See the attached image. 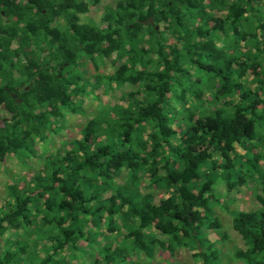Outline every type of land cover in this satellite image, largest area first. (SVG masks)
<instances>
[{"label":"trees","instance_id":"obj_1","mask_svg":"<svg viewBox=\"0 0 264 264\" xmlns=\"http://www.w3.org/2000/svg\"><path fill=\"white\" fill-rule=\"evenodd\" d=\"M98 1L0 0V161L39 160L7 185L0 264H221L216 190L252 184L234 258L264 264V0H120L81 23ZM100 88L121 95L38 154Z\"/></svg>","mask_w":264,"mask_h":264},{"label":"rangeland","instance_id":"obj_2","mask_svg":"<svg viewBox=\"0 0 264 264\" xmlns=\"http://www.w3.org/2000/svg\"><path fill=\"white\" fill-rule=\"evenodd\" d=\"M120 0H99L96 4L88 2V11L80 17L81 23H94L101 19V16L105 12L107 7L114 5ZM63 20H57L56 25L63 26ZM114 58H106L103 61H98L96 68L91 61H84L83 69L85 75L90 77L94 74L110 75L114 69L111 66V62ZM128 87V86H126ZM125 87V88H126ZM101 90V88H100ZM98 93V94H97ZM95 94L100 95V100L94 98ZM95 94L90 95L84 99L82 105V114L74 116H67L66 128L58 134L46 139L44 142L36 145L38 154H44L46 151L55 147H60L63 142L70 141L71 137L77 133L78 125L82 124L87 118L94 116L101 108V103L108 104L115 102L121 92L113 91L111 93H102L97 91ZM3 118H8V115H3ZM39 165V160L32 155L24 157V159H17L9 157L4 161H0V206L3 202V198L7 194V185L14 184L18 188H22L24 181L29 177L34 168ZM17 182V183H15ZM255 188L256 185H246L239 187L229 193L223 191L221 188L216 190V196L221 202L219 205L214 206L213 211L216 219L218 220L220 227L218 232L224 237L223 241L217 244L218 249H222L220 252L221 264H239L234 258V253L237 250H245L246 246L241 237L232 229L231 214L234 211H252L258 208L255 200ZM161 193V191H159ZM229 195L228 197H225ZM212 238H217L213 231H210ZM4 240V238L2 239ZM192 253L185 248H177L173 255H170L169 251L164 249H156L152 258L153 264H193ZM81 258L80 260H82Z\"/></svg>","mask_w":264,"mask_h":264},{"label":"water","instance_id":"obj_3","mask_svg":"<svg viewBox=\"0 0 264 264\" xmlns=\"http://www.w3.org/2000/svg\"><path fill=\"white\" fill-rule=\"evenodd\" d=\"M149 21H150V24H153V19H152V18H150ZM146 22H147V21H144V23H146ZM5 112H8V111H7V109L5 108V105L2 104V105L0 106V115L4 114Z\"/></svg>","mask_w":264,"mask_h":264},{"label":"flooded vegetation","instance_id":"obj_4","mask_svg":"<svg viewBox=\"0 0 264 264\" xmlns=\"http://www.w3.org/2000/svg\"><path fill=\"white\" fill-rule=\"evenodd\" d=\"M73 10H71L70 9V12H72ZM83 14H85V13H82V14H80V13H77L76 14V16L80 19V17L83 15ZM62 18V16H57V19H61ZM2 115H5V116H7L8 115V117L10 116V113L9 112H5L4 114H2Z\"/></svg>","mask_w":264,"mask_h":264}]
</instances>
